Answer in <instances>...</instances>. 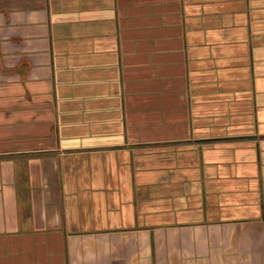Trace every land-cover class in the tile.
<instances>
[{
    "label": "crops",
    "instance_id": "0c3cea01",
    "mask_svg": "<svg viewBox=\"0 0 264 264\" xmlns=\"http://www.w3.org/2000/svg\"><path fill=\"white\" fill-rule=\"evenodd\" d=\"M0 264H264V0H0Z\"/></svg>",
    "mask_w": 264,
    "mask_h": 264
}]
</instances>
